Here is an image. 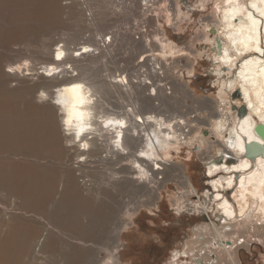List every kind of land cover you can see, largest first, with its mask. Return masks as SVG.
Wrapping results in <instances>:
<instances>
[{"label": "rangeland", "instance_id": "374dc122", "mask_svg": "<svg viewBox=\"0 0 264 264\" xmlns=\"http://www.w3.org/2000/svg\"><path fill=\"white\" fill-rule=\"evenodd\" d=\"M115 1L0 0V99L6 96L14 98V114L10 118L24 116L23 111L28 107L41 109L43 105L33 100L34 95L41 88L52 92L64 77L58 81L54 78L45 81L46 78L40 73L32 77L7 74L9 64L15 65L27 60L29 66L37 67L50 59L57 42L73 51L75 46L80 47L83 42L89 43L101 34L111 33L113 42L109 47L99 53H96L98 50L93 51V56H90L91 50L86 55L77 51L79 55L75 57L77 52L71 54L73 58L67 63L83 73H89V82L94 85L108 83L109 76L116 78L120 71L126 73L124 71L135 68L143 70L142 77L149 73L150 80L156 78L154 74L157 75L159 82L162 79L160 83L170 85L169 91L161 89L156 95L149 96L144 94V89L133 87L138 101L144 105L143 114L151 109L162 116H182L186 124H190L191 131L186 132L184 137L178 136V141L164 150L167 153L165 159L168 171L165 168L156 171L152 183L133 179L132 176L136 174L131 164L126 165L129 161L119 157L103 163L98 161L95 165H92L91 160L81 161L79 180L86 178L82 182L85 183L83 187L93 190L88 195L87 189L83 191L77 178L79 171L74 167L75 157L79 155L82 158L84 154H78V150L71 152V164L62 160L64 154L58 155L48 144V137L44 138L38 150H24L19 140L14 142L7 139L9 145L0 148V167L6 172L15 165L22 166L26 172L24 179L30 180L29 172L34 171L39 186L43 182L41 176L44 172L50 174V180L58 183V186L60 180L66 177L69 185L74 186L75 197L89 199L87 206L78 207L74 203H60L54 192L50 200L36 206L32 195L26 190L19 194L20 206H13L10 200L2 201L0 198V216L6 217L3 230L7 225L11 226L14 238L20 236L27 226L36 223L44 212L63 218L58 230L51 223H38L35 234L41 235L43 230H49L51 234L43 248L36 252L39 260L33 264H44L47 255L50 258L46 264H53L51 258L59 248L70 253L97 252L102 262L100 264H175L177 261L181 264H194L191 256L184 252L185 244L190 246L196 238V231L210 226L204 224L193 229L207 217L198 216V211L194 213V209L189 208L195 199L193 196L185 197V205L181 199L184 188L170 174L174 172L172 166L176 164L184 170L180 175L185 173L199 194L208 190L210 183L208 176L205 177L206 162L209 158L215 161L222 149V138L213 130L215 118L227 113L232 125L237 117L235 108L241 105V102L234 101L237 97L234 87L227 89V74H218V67L212 64L207 57L209 51L204 49L208 46L204 43L211 40L202 25L205 22L203 26L206 28L217 21L220 0H157L153 8L144 13L140 12L134 0ZM86 10L91 11V20L86 17ZM187 10L190 15L186 16ZM163 40L173 48L170 53L166 54L164 50L160 52L159 46ZM154 52L163 55L162 62L160 59L152 60V55H147ZM157 64H160L162 74L155 72ZM104 74L106 79L102 78ZM119 95L123 94L118 93L120 98ZM114 97L115 94L108 97L109 103L115 100ZM55 115L56 132L60 134V115L56 111ZM8 119L9 115L0 108V121ZM184 129L186 131L190 128L185 126ZM116 175L117 178L114 177ZM222 175L219 172L213 177ZM233 179L236 180L235 177ZM206 198L201 196L202 203L205 201L211 210H215V203ZM260 217L262 220L256 226L251 223V218L246 220L245 216L230 223L232 229L226 239L238 247L245 246L238 250L239 264H264V214L257 213V219ZM71 219L76 221L75 228L69 225ZM86 223H90L91 229L97 230L93 237L96 241L89 240L90 237L85 235L84 240L80 239L82 243L75 236L76 228ZM124 225H127L126 229L122 228ZM240 226L244 229L243 233ZM100 228H107V234L102 233ZM208 228L201 231L211 233V227ZM58 235H62L63 240H58ZM209 241L214 243L216 239L211 237ZM113 244L116 245L115 249ZM11 264H15V260L12 259ZM25 264L30 263L27 261ZM216 264L231 262L225 259L218 260Z\"/></svg>", "mask_w": 264, "mask_h": 264}, {"label": "bare ground", "instance_id": "6f19581e", "mask_svg": "<svg viewBox=\"0 0 264 264\" xmlns=\"http://www.w3.org/2000/svg\"><path fill=\"white\" fill-rule=\"evenodd\" d=\"M188 12L187 10L186 16L190 15ZM86 14L91 15L89 12ZM203 25L206 23L204 22ZM203 25L202 29L211 40L207 44L204 43L205 46L208 45L204 48L209 51L207 57L211 59L212 64L218 67L219 75L227 74L225 80L227 89L234 87L237 96L234 101L241 102V105L235 108L237 117L232 125H230L227 113L215 118L213 130L218 137L222 138V149L219 150L220 155L215 161L209 158L206 162L205 177L208 176L210 183L208 190L199 194L185 173L183 176L180 175L184 170L176 164L172 166L174 172L170 175L184 188L181 199L185 201V205V197L193 196L195 199L189 208L194 209L192 210L194 213L198 211V214H204V217H207L206 222L200 221L198 225L205 226L206 224L211 227V233L201 231L204 228L209 229L208 227H201L197 230L195 240L190 246L188 243L185 244L184 252L194 258L192 260L194 264H196L194 261L196 258H199L197 264H216L218 260L225 259L231 264H238V245L226 239L227 234L231 233V221L245 216L246 220L251 218V223L256 226V223L262 220L261 217L257 219V213L264 214V155L259 154L254 158L244 155L246 142L264 145V138L256 132L257 124L264 129V0H220L217 21L206 28ZM97 37L92 42H83V45L73 51L57 42L50 59L37 67L29 66L27 60L7 66L9 68L6 70L7 74L32 77L40 73L46 78L45 81L51 78L57 81L62 77L64 79L62 83L54 87L52 92L41 88L37 95H34L33 100L43 107L41 109L36 106L28 107L26 111H23L24 116L10 118V115L14 114L12 113L14 98L6 96L0 99V108L9 115L8 121H0V148L11 140L14 142L19 140L18 143L24 147V150H38L44 138L48 137V144L58 155L64 154L62 159L64 161L71 163L70 160L73 159L71 152L75 150H78V154H84L82 158L79 155L75 157L74 167L79 171L78 181L82 173L79 169L82 166L81 161L91 160L92 165H95L98 161L103 163L119 157L123 161H129L126 165L131 164L136 174L132 176L133 179L138 182H151L156 171L160 172L164 168L168 171L166 166L168 162L165 159L167 153L164 150L177 142L178 136L184 137L186 132H190L191 126L186 124L182 116H162L163 114H156L157 111L151 109L143 114L144 105L138 101L133 87L138 86L144 89L145 95H156L161 89L165 90V83H160L162 79L159 82L157 75L154 74L156 78L150 80L149 73L143 74L144 77H142L143 70L135 68L124 71L126 73L120 71L119 77L116 78L109 76L108 83L101 82L94 85L89 82V73H83L76 66L67 63L73 58L71 54L77 51L86 55L91 50L92 55L90 56H93V51L98 50L96 53H99L104 50L106 47L100 49ZM217 41H220V47H217ZM159 47L160 52L164 50L166 54L173 50L170 48L171 45L165 41L161 42ZM160 52L147 53V55H152V60L160 59L162 62L163 55L161 56L162 52ZM59 56H62L60 62L57 60ZM157 65L155 68L158 69H155V72L158 75L162 74L160 64ZM105 75H102V78L106 79ZM168 86L170 89V85ZM147 89H150L151 93L149 90L146 93ZM119 92L123 94L122 97L119 95L121 99L118 97ZM114 94L115 100L109 103L108 97ZM241 106H244L246 111L238 115ZM55 111L60 115L62 126L60 134L56 132ZM185 126L190 129L185 131L187 129H184ZM120 163L123 164V162ZM219 172L223 175L214 178L213 176ZM25 173L22 166L15 165L8 172L0 167V178L2 177L0 192H3L0 198L2 201L10 200L11 205L20 206L19 194L27 191L29 195H32L36 206L50 200L54 192L57 193L60 203H74L78 207L89 204V199L82 200L79 196L75 197L74 186L69 185L66 177L60 180L58 186V183L50 180V174L44 172L41 176L43 182L39 186L34 171L29 172L30 180L24 179ZM114 177L117 178V175ZM84 179H81L80 185L83 191L88 190V195L93 190L83 187ZM201 196L212 199L216 205L215 210H211L205 201L202 203ZM62 222L61 216L44 212L40 214L36 223L27 226L20 236L14 238L11 226L7 225L3 230L6 217L1 215L0 264H11L12 259L15 260V264H25L27 261L33 264L32 262L39 260L36 252L43 248L51 233L49 230H43L42 236L35 234L38 223H51L54 229L58 230ZM69 225L75 228L77 224L74 219H71ZM234 225L233 223L232 226ZM125 226L127 225L122 228L126 229ZM218 227H221L223 231L221 232V228L218 229ZM100 231L107 234V228H100ZM240 231L244 232L241 226ZM96 233L97 230L91 229L90 223L80 224L74 232L79 241L84 240L85 235L90 237L89 240L96 241L93 238ZM111 237L113 238V235ZM211 237L216 239L214 243L209 241ZM36 238H38L37 244L33 247ZM57 239L63 240V236L58 235ZM112 246L115 249L116 245ZM114 255L117 261L116 251ZM10 258L11 261H8ZM49 258L47 255L44 264ZM51 261L53 264L102 263L97 252L70 253L63 248L55 251ZM175 264L181 263L177 261Z\"/></svg>", "mask_w": 264, "mask_h": 264}, {"label": "built area", "instance_id": "2783aa9c", "mask_svg": "<svg viewBox=\"0 0 264 264\" xmlns=\"http://www.w3.org/2000/svg\"><path fill=\"white\" fill-rule=\"evenodd\" d=\"M134 1L137 2V6H138V8H139V10H140L141 13H144V12L150 10L151 8H153V6L157 2V0H134ZM126 6H129V4H127ZM86 12L87 13L89 12L91 15L86 14ZM86 12H85L86 17L88 18V20H91L92 19V13H91V11L90 10H86ZM111 37H112V34L111 33L101 34L98 37L99 44H100L101 48L109 47L110 46V44L113 42L111 40ZM78 48H79V46H75V50H77ZM81 51H83V49ZM78 53L79 52H77L75 56L79 55ZM61 59H62V56L57 57V60H59L58 62H60ZM165 89L166 90H169V86L166 85L165 86Z\"/></svg>", "mask_w": 264, "mask_h": 264}, {"label": "water", "instance_id": "95a60500", "mask_svg": "<svg viewBox=\"0 0 264 264\" xmlns=\"http://www.w3.org/2000/svg\"><path fill=\"white\" fill-rule=\"evenodd\" d=\"M217 47H220V41H217ZM244 106H241V108H239L238 110V115H242L243 113H245L246 108L244 109ZM256 132L258 134H260L263 138H264V129L262 128V126L260 124H257L256 126ZM203 134L205 135L206 132L203 131ZM257 146V147H256ZM264 155V145L256 143V142H246L245 143V148H244V155L245 156H250L251 158H254L257 155ZM231 161V159H228ZM200 238V236H199ZM229 244V242H228ZM196 262L198 263L199 258L195 259Z\"/></svg>", "mask_w": 264, "mask_h": 264}, {"label": "flooded vegetation", "instance_id": "af4514ba", "mask_svg": "<svg viewBox=\"0 0 264 264\" xmlns=\"http://www.w3.org/2000/svg\"><path fill=\"white\" fill-rule=\"evenodd\" d=\"M228 194H229V192H228ZM198 216H204V214H202V215L198 214ZM201 221L206 222V221L203 220V219H202ZM199 223H200V221H199ZM199 223H198V224H199ZM198 224H197L195 227H193V229L197 228V227L199 226ZM186 230H188V229H186ZM169 234H170V233H169ZM169 234H168V235H169ZM196 236H197V235H196ZM198 237H199V236H198ZM246 246L248 247L249 245L247 244ZM243 247H245V246H243ZM239 248H241V246L238 247V250H239ZM190 258H191L192 260L194 259L193 257H190ZM237 258H238V262L240 263V256L238 255V251H237ZM194 261H195V263L197 264L196 260H194ZM239 263H238V264H239Z\"/></svg>", "mask_w": 264, "mask_h": 264}]
</instances>
